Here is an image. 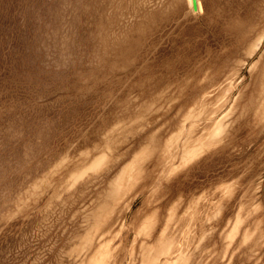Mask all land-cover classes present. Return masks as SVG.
Returning <instances> with one entry per match:
<instances>
[{"label": "rangeland", "instance_id": "obj_1", "mask_svg": "<svg viewBox=\"0 0 264 264\" xmlns=\"http://www.w3.org/2000/svg\"><path fill=\"white\" fill-rule=\"evenodd\" d=\"M199 1L0 0V264H264V0Z\"/></svg>", "mask_w": 264, "mask_h": 264}, {"label": "crops", "instance_id": "obj_2", "mask_svg": "<svg viewBox=\"0 0 264 264\" xmlns=\"http://www.w3.org/2000/svg\"><path fill=\"white\" fill-rule=\"evenodd\" d=\"M197 2H199V5L197 6L198 8L195 6V9H194V8L191 6V9L194 10V11H199V10L201 9V8H200V1L197 0ZM191 5H192V4H191Z\"/></svg>", "mask_w": 264, "mask_h": 264}, {"label": "snow or ice", "instance_id": "obj_3", "mask_svg": "<svg viewBox=\"0 0 264 264\" xmlns=\"http://www.w3.org/2000/svg\"><path fill=\"white\" fill-rule=\"evenodd\" d=\"M189 3H191L192 6L195 7L197 4V0H189Z\"/></svg>", "mask_w": 264, "mask_h": 264}]
</instances>
